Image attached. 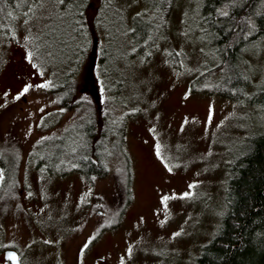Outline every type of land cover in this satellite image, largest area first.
Returning a JSON list of instances; mask_svg holds the SVG:
<instances>
[{"label":"rangeland","instance_id":"rangeland-1","mask_svg":"<svg viewBox=\"0 0 264 264\" xmlns=\"http://www.w3.org/2000/svg\"><path fill=\"white\" fill-rule=\"evenodd\" d=\"M163 2L35 0L0 20V149L21 157L16 196L0 199V264L7 249L19 264H194L218 231L228 164L264 112L191 89L217 61L203 0ZM240 54L264 80V40ZM68 76L78 86L69 105L120 106L125 203L114 162L89 179L59 162L73 161L88 126L77 123L85 109L60 107Z\"/></svg>","mask_w":264,"mask_h":264},{"label":"trees","instance_id":"trees-1","mask_svg":"<svg viewBox=\"0 0 264 264\" xmlns=\"http://www.w3.org/2000/svg\"><path fill=\"white\" fill-rule=\"evenodd\" d=\"M34 1L0 0V20H3L12 9L23 11ZM63 1H82L86 8L90 2V0ZM145 1L150 3L152 0ZM172 2L173 0L163 2L166 11ZM201 14L203 23L209 28L212 37V55L217 61L193 78L191 89L238 100L264 112V80L258 72H253V69L250 70L239 60L240 53L246 46L256 45L264 40V0H203ZM136 19L138 17L134 16V20ZM97 58L96 66L100 63L98 54ZM77 76L66 77L64 83L57 88L58 91L65 93L61 98L60 107L85 109L80 117H85V120L78 119L77 123L84 122L88 126L85 128L82 144L73 161L65 160L68 157H64L65 159L62 158L59 162L73 164L86 179L107 175L109 164L114 162L117 173L121 169L124 171L118 181L122 183L125 203L129 187V159L123 149L125 125L121 116L119 119L114 118L116 113L114 109L120 106L107 97H104V103L87 98L76 100L74 104L69 105L67 101L75 98L77 93ZM201 81L206 84L202 88L198 86ZM111 92L114 93L113 90ZM115 122L114 126H118L117 129L113 126ZM257 125L260 131L248 137L245 150L228 164L226 210L218 231L203 245L194 264H264L262 120ZM115 138L118 141H112ZM102 144L111 155L103 151ZM63 154H60V158ZM20 164L18 148L13 144L3 145L0 149L2 172L0 199L6 195L10 198L16 196Z\"/></svg>","mask_w":264,"mask_h":264},{"label":"water","instance_id":"water-1","mask_svg":"<svg viewBox=\"0 0 264 264\" xmlns=\"http://www.w3.org/2000/svg\"><path fill=\"white\" fill-rule=\"evenodd\" d=\"M10 253L16 256V258H17V259H16V264H19V263H20L19 255H18V253H17L15 250H13V249H7V250H4V252H3V259H4V261L7 262V263H9V264H12V262L9 261V260L7 259L8 255H9Z\"/></svg>","mask_w":264,"mask_h":264},{"label":"snow or ice","instance_id":"snow-or-ice-1","mask_svg":"<svg viewBox=\"0 0 264 264\" xmlns=\"http://www.w3.org/2000/svg\"><path fill=\"white\" fill-rule=\"evenodd\" d=\"M25 91H27V89H25ZM165 200L167 199V197H165L164 198ZM178 235V234H177ZM7 259L9 260V261H11L12 262V264H16V256L15 255H13V254H9L8 255V257H7Z\"/></svg>","mask_w":264,"mask_h":264},{"label":"flooded vegetation","instance_id":"flooded-vegetation-1","mask_svg":"<svg viewBox=\"0 0 264 264\" xmlns=\"http://www.w3.org/2000/svg\"><path fill=\"white\" fill-rule=\"evenodd\" d=\"M92 242H95V240L94 241H92ZM92 242H90V243H92ZM101 260V259H100Z\"/></svg>","mask_w":264,"mask_h":264}]
</instances>
